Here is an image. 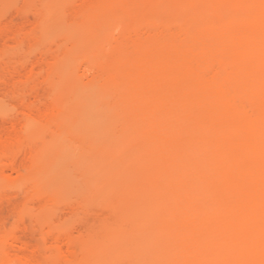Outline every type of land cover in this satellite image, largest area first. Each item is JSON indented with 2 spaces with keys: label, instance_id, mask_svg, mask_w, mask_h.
<instances>
[{
  "label": "bare ground",
  "instance_id": "1",
  "mask_svg": "<svg viewBox=\"0 0 264 264\" xmlns=\"http://www.w3.org/2000/svg\"><path fill=\"white\" fill-rule=\"evenodd\" d=\"M12 3L0 264H264V0Z\"/></svg>",
  "mask_w": 264,
  "mask_h": 264
},
{
  "label": "rangeland",
  "instance_id": "2",
  "mask_svg": "<svg viewBox=\"0 0 264 264\" xmlns=\"http://www.w3.org/2000/svg\"><path fill=\"white\" fill-rule=\"evenodd\" d=\"M15 0H6L5 2H3V3H1L0 5V8L3 10V11H7V12H9V11H11L12 10V5H13V3L12 2H14ZM67 25H69V24H67ZM67 25L65 26V24H63L62 25V27L64 28V30L66 29V28H68L67 27ZM61 28V26L59 25V29ZM70 28V27H69ZM62 29V28H61ZM60 29V30H61ZM61 68V67H60ZM57 70H59V67L57 68ZM59 71H61V70H59ZM2 91V90H1ZM0 91V92H1ZM3 91H5V90H3ZM3 93V92H2ZM5 94V93H4ZM4 94H1V95H4ZM73 172V171H72ZM72 174H74V172L72 173ZM72 174H70V175H72ZM67 176V179H66V177H64L65 179L64 180H59V182L58 181H56V185L57 186H60V188H62L63 190H66L67 191V196L69 197L70 196V198H73L74 200H76V199H78L79 198V196H80V190L75 186V184H76V182L74 181V179H72V178H70V177H74V175H72V176ZM78 175V174H77ZM69 177V178H68ZM78 177V176H77ZM79 178V177H78ZM77 178V179H78ZM66 181H68V182H66ZM79 181V180H78ZM58 183V184H57ZM67 185V186H66ZM59 188V187H58ZM59 188V189H60ZM65 188H67V189H65ZM62 190V191H63ZM15 192L16 191V189L15 190H12L11 192ZM66 191H65V193H66ZM13 192V193H14ZM17 192V191H16ZM69 192H70V194H69ZM63 193H64V191H63ZM62 193V194H63ZM64 193V195H63V198L62 199H60L59 200V202H58V204H57V208H55V210H48V211H44L43 212V215H44V217H52V216H54L55 215V213H56V215L57 216H59L60 215V217H62V219L61 220H63V218L65 219V221L67 222V223H73V225L74 224H76V226H77V224L78 223H81V222H79L78 221V219L79 218H81V217H79L78 219H77V216L74 214V213H72V211H74V210H72V208H71V210L69 209V202L67 203L66 202V194ZM61 194V195H62ZM65 197V198H64ZM72 200V199H71ZM72 202H73V200H72ZM3 205V204H2ZM10 204L8 203H6L5 205H3V207L1 208V212H3V213H6L5 215L7 216V214L8 215H10L11 214V212L10 211H8V210H10V206H9ZM7 206H9L8 208H7ZM56 207V206H55ZM11 209H12V207H11ZM58 209V210H57ZM97 209V208H96ZM2 210H4V211H2ZM70 210V211H69ZM93 212L94 211H96L95 210V207H93V209H91ZM98 210V209H97ZM57 211V212H56ZM0 212V213H1ZM8 212H10V213H8ZM2 213V214H3ZM76 213V212H75ZM59 214V215H58ZM72 214V215H71ZM81 214V213H80ZM83 214V213H82ZM87 215H88V217L90 216L88 213H86ZM92 214V213H91ZM55 215V216H56ZM87 215H85V216H87ZM56 216V218H59V217H57ZM81 216V215H80ZM84 216V215H83ZM92 216L94 217V214H92ZM9 217V216H8ZM74 218H75V220H74ZM85 219H87V217H84ZM90 218V217H89ZM92 218V217H91ZM10 219V218H9ZM31 222H34L33 221V217L31 218V219H29ZM84 220V219H83ZM82 220V221H83ZM83 223H81V224H78V225H82ZM34 231H36V230H32V231H29V232H34ZM33 235H34V233H33ZM36 235H37V233H36Z\"/></svg>",
  "mask_w": 264,
  "mask_h": 264
}]
</instances>
